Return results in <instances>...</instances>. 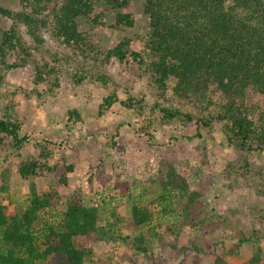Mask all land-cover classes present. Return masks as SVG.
<instances>
[{"label": "rangeland", "instance_id": "obj_1", "mask_svg": "<svg viewBox=\"0 0 264 264\" xmlns=\"http://www.w3.org/2000/svg\"><path fill=\"white\" fill-rule=\"evenodd\" d=\"M0 9L11 14H0V30L16 28L29 53L0 88V122L18 128L16 137L0 131L7 215L36 197L61 202L39 211L44 222L32 229L41 240L45 225L62 223L67 202L97 205L104 239L95 237L85 264H252L257 255L264 264V146L247 148L231 123L210 122L222 112L217 94L199 104L179 97L176 81L156 82L142 0L121 9L102 3L99 26L93 16L80 22L94 52H74L43 29L32 35L18 21L31 12L21 0H0ZM118 15L133 26H118ZM119 48L124 61L111 55ZM36 67L54 71L45 84L36 82ZM263 106L252 96L244 107L257 122ZM34 163V176L21 177L19 169ZM171 174L184 191H163ZM135 206L151 215L143 227L134 223ZM81 239L79 248L92 241Z\"/></svg>", "mask_w": 264, "mask_h": 264}, {"label": "trees", "instance_id": "obj_2", "mask_svg": "<svg viewBox=\"0 0 264 264\" xmlns=\"http://www.w3.org/2000/svg\"><path fill=\"white\" fill-rule=\"evenodd\" d=\"M132 0H21L31 12L18 15L19 23L36 31H50L74 52L81 48L96 51L87 36L80 31V22L95 20V9L102 3L113 9L126 8ZM148 17L150 34L147 48L156 57L153 72L156 82L165 87L176 81L175 92L181 98L199 104L217 94L223 99L222 112L213 120L228 121L245 147L251 143L264 146V111L259 121L249 117L244 107L247 99L259 97L264 105V0H142ZM0 14L11 17L8 11ZM117 25L133 26L129 15H118ZM96 50H93L95 49ZM88 51V52H89ZM119 61L127 54L122 48L113 51ZM109 55V57L111 56ZM133 56H135L133 54ZM29 53L16 28L0 30V88L9 71L16 69ZM11 62V63H10ZM36 82L45 84L48 74L36 67ZM212 106L216 103L208 101ZM264 108V106H263ZM12 126V125H11ZM0 122V131L16 137L18 128ZM248 148V147H247ZM36 163L19 169L23 178L34 176ZM179 178L171 174L163 184L169 189L184 191ZM185 186V185H184ZM52 197H36L21 214L9 216L0 206V264H37L50 257L58 264H85L92 256V245L103 240L97 225L101 221L99 207L88 202H67L62 223L45 225L40 240L32 227L39 219V211L52 209ZM194 201V197L189 200ZM133 220L137 227L151 221L145 207L135 206ZM104 233V232H103ZM83 238L92 241L78 247ZM134 246L142 249V240ZM96 240V241H97ZM95 241V242H96ZM260 261L253 258L252 264Z\"/></svg>", "mask_w": 264, "mask_h": 264}, {"label": "built area", "instance_id": "obj_3", "mask_svg": "<svg viewBox=\"0 0 264 264\" xmlns=\"http://www.w3.org/2000/svg\"><path fill=\"white\" fill-rule=\"evenodd\" d=\"M96 207H98V206L96 205Z\"/></svg>", "mask_w": 264, "mask_h": 264}]
</instances>
